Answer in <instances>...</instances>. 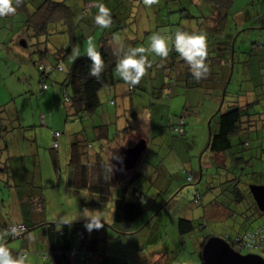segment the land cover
<instances>
[{"label": "rangeland", "instance_id": "1", "mask_svg": "<svg viewBox=\"0 0 264 264\" xmlns=\"http://www.w3.org/2000/svg\"><path fill=\"white\" fill-rule=\"evenodd\" d=\"M98 1L101 2V0ZM209 4L207 0H168V2L133 0L131 3L126 0L123 2L103 0L102 5L93 10L94 16L93 14L86 16L77 7L75 14H81V22L83 21L84 24L78 31L76 44L71 46L69 62L98 47L101 32L106 25L102 24L101 28L98 26L92 29L85 23L86 19L88 21L96 19L98 16L95 13L99 16L102 13L104 17L120 16L128 22V15L136 17V22L132 21L133 24L130 22L128 29L115 32V39L120 41L124 37H129L138 40L139 51L156 61L161 49L170 46L166 35L189 25L194 30L198 29V24L204 23V19L209 18L215 9ZM233 6L232 4L230 6L233 15L228 14L230 17L223 21L220 31V35L224 37L231 36L236 51L235 72L230 85V91L234 94L228 95L222 110H228L230 102L237 100V94H242L240 98L243 102L258 99L259 104L256 107L261 111L264 110V0H233ZM168 7L175 12L170 16L172 22L164 21L168 15ZM182 8L187 10L186 13L190 18L181 15ZM21 19L20 13L0 19V105L7 102V106H4L6 119H9V114L12 116V111L18 105L22 109V126L30 128L29 131L24 129L22 131V145L25 147L27 164L32 167L36 163L43 175L45 216L63 221L69 219L88 222L81 225V228L72 227L71 239L79 245L81 234H87L88 237L90 233H94L91 229L99 231L108 223H113L114 203L111 202L105 207L91 206L85 209L79 198L67 196L68 144L71 136L82 130L83 124L77 123L73 118L69 120L67 116L66 91L58 82V78L63 74H54L51 80L47 81L49 86L46 89L43 88L40 71L30 58L32 54L30 52L34 51L33 47H35L31 45L37 41L28 40L29 47H22ZM220 19L216 21L218 24L221 23ZM243 22L246 23L244 27ZM200 27L202 28V24H199ZM145 31L150 32L145 36ZM43 38L46 40V37L39 40H44ZM48 39L47 47L50 51L70 44L65 34L54 29L51 30ZM260 44L263 46L261 50L257 48ZM33 56L38 58V54ZM52 81L58 83L53 85ZM121 87L124 88V85H120ZM101 97L102 109H105L111 117L116 116V112L123 113L126 109L121 101L115 105L110 104L111 99H115V95L109 88L101 91ZM135 97L133 105L135 116L123 117L117 124L121 128L133 126L134 139L127 144L129 134L127 133L125 141L118 146L117 154L110 151L108 159H111L112 166L116 167L113 170L115 180L121 182L125 175L133 174L130 172L135 170L143 174V178L137 180L127 198L132 199L135 190L146 193L145 214L131 227V231L136 232L135 234L119 235V232H113L114 230L109 232L114 240L109 238L106 252L108 257L102 261V264H153L149 256L160 248L167 249L169 252V264H203L201 251L206 237L223 238L227 233H236L237 230L232 228V223L236 221L239 222L240 228L244 229L247 225L242 226L241 221L244 217L251 218L250 227L264 223V217L257 218L252 209V205L255 204L250 192L252 185L264 186L263 131L259 134L251 133L248 136L250 140L248 146L237 145L227 152L226 164L223 166L221 165L223 158L218 157L219 164L207 150L210 133L218 129V117L214 115L219 110L220 104L216 97L211 98L206 88L189 90L178 83L171 97L164 94L159 98L158 102L169 107L165 115L170 114L168 118L170 117L171 125L181 121V115L185 117L187 126L183 137L172 132L168 124L167 127L156 128L155 126H159L157 121L154 124L150 123L153 111L150 114L151 111L144 110L151 99L150 95ZM47 116H50L49 124ZM8 122L16 126V121ZM149 126L154 128L153 131L150 130L152 132L148 131ZM54 131L61 133L58 137L61 173L58 174L52 162ZM111 131L113 134L115 126H112ZM14 132H17L16 128ZM152 133L158 135L152 138ZM143 138H147L148 148L142 154L139 165L137 164L130 171L125 170L122 162H124L126 149L129 145L130 148L134 147L136 144L133 145V142L139 143ZM98 144L93 142L91 150H99ZM36 151L39 152L38 156ZM233 152H238L239 156L248 161V164L237 166ZM261 154H263L262 160ZM189 175L194 178H191L192 176L189 178ZM235 177L240 181V189L245 195L244 203L240 205H236L228 196V191L233 190V182L227 183V180L235 179ZM115 183L113 189H115ZM197 195L201 196V200L195 203L194 199ZM60 209L63 218L53 215V212L56 210L59 212ZM64 216L69 217L65 219ZM179 219H190L196 224H203V227L196 229L193 234L180 235ZM49 220L52 219L46 221ZM12 228H9L11 237L4 239L0 236V247L6 246L16 260V264H50L48 250L38 230L21 237L23 226L17 233L13 232ZM89 239L94 238L91 236ZM99 245L103 249L105 242L102 241ZM235 249L243 255L252 254L248 250H239L236 247ZM86 255L87 261L79 264H98L96 261L98 254L95 251L89 250ZM108 259L112 260L108 261ZM72 264H75V260H72Z\"/></svg>", "mask_w": 264, "mask_h": 264}, {"label": "trees", "instance_id": "2", "mask_svg": "<svg viewBox=\"0 0 264 264\" xmlns=\"http://www.w3.org/2000/svg\"><path fill=\"white\" fill-rule=\"evenodd\" d=\"M123 1L121 0V2ZM164 1L168 2V0ZM126 2L131 3L133 0H126ZM207 2L215 9L209 18L204 19V23H199L202 24V28H199L198 24V29L194 30L189 25L175 33L171 32V34L166 35V40L170 46L161 49L156 61L139 51L138 40L129 37H124L120 41L115 39V32L128 29L130 22L132 24L136 22V17L128 15V22L121 19L120 16L104 17L102 13H100L101 16L95 13L98 17L91 21L86 19L85 23L92 29H96L98 26L101 28L102 24L106 25L104 31L101 32L98 47L73 58L69 62L71 46L76 44L78 31L82 29V24H84L83 21L81 22V14H75L76 8H80L86 16L92 15L93 10L100 7L103 0L101 2L98 0H71V2L68 0H0V3L5 5L7 10L6 13L0 15V19L14 16L17 13L22 16V46L25 45L24 47L28 48V40L37 41L31 45L32 47L35 46L31 53L33 55L38 54V58L32 54L30 58L40 71L42 85L46 84L48 87L47 81L51 80L54 74H63L58 78V82L66 91L67 116L69 120L73 118L77 123L83 124L82 130L74 133L69 140V161L66 165L70 195H75V197L79 195L82 203L87 206L105 207L112 198L109 171L111 159H106L102 150L104 148L110 149L108 146L115 144L117 137L125 138L127 132L130 133V129L134 128L129 125V128L123 127L117 130V124L123 117L135 116L133 107L135 96L141 97L146 94L151 96L149 103L144 108L146 112L151 111L150 114L153 111L150 116V123L154 124L157 121L159 126H155L156 128L167 127L168 124L172 132L183 137L186 134L187 126L185 117L181 115V121L171 125L170 117L168 118L170 114L165 115L166 111H169V107L158 102L159 98L163 97L164 94L171 97L178 83L189 90L206 88L210 92L211 98L216 97L220 104L219 110L214 115L218 117V129L210 133L207 150L213 158L215 157L217 163L220 164L218 157L223 158L221 161L223 166L227 160L225 154L237 145L248 146L250 142L248 136L251 133L259 134L260 131H263L264 135V110L257 109L258 99L243 102V99L240 98L243 95L237 94V100L230 102L229 109L222 110L228 95L234 94L230 91V85L235 72V44L231 36L220 35L223 21L225 22L230 17L229 15H233L232 8L230 9L231 4L233 6V0H207ZM186 11L185 8H182L181 15L190 18ZM174 13V10L168 7V15L164 21H171L170 16ZM219 19L221 23L218 24L216 21ZM53 29L65 34L70 44L50 51L47 43L49 42L48 36ZM149 32L145 31V36ZM42 37H46V40L43 38L44 40L40 41L39 39ZM257 48L261 50L263 46L260 44L257 45ZM58 82L52 81V84L55 85ZM120 85H124V88H120ZM104 88H109L115 95V99L110 101L111 105L121 101L126 106L123 113H115L117 115L113 117L116 119L114 121H112L109 113L102 109L101 91ZM2 112H5V109L0 108V113ZM112 126H115L117 133L114 131L112 134ZM14 129L13 126L11 131L13 132ZM23 129L30 130L25 126H22V131ZM153 129L152 126H149V132H152ZM54 132L61 135L59 131ZM157 135L152 133L151 137L154 138ZM58 137L53 136L54 142L58 141ZM235 139L238 143L235 142ZM93 142L99 143V150H91ZM137 143L138 141H134L133 145ZM116 145L119 146L118 143ZM118 146L113 150L111 149L113 153L117 154ZM52 147V162L58 174L61 173L58 152L59 141L57 148H54L53 145ZM233 155L237 166L248 164V161L239 156L238 152H233ZM24 157L22 156V159ZM260 159L262 160L263 157ZM26 168L22 165V185H14L20 189L19 194L22 195L24 219L23 223L18 225L23 226L24 230L20 235L24 237L29 232L38 230L39 236L48 250L51 259L50 264H72V260H75V264L85 263L87 261L85 256L87 248L94 249L99 242L98 231L91 229L94 233H90L88 237L87 234H81V243L78 245L71 239L72 227L81 228V225L88 222L61 223L55 220H38L46 211L41 172L39 169L35 172L33 167L28 166L29 170H25ZM190 176L192 175H189V178ZM140 178H143V175L141 172H136L116 189L115 221L114 225H110V227L116 229L119 235L135 234L136 232L131 231V227L145 214L146 193L135 190L132 199L127 198L129 191ZM227 181V183L233 182V190L228 191V196L232 194L238 203L237 205L244 203L245 195L240 189V181L236 177ZM200 200L201 196L197 195L194 202L198 203ZM85 204L84 206H86ZM253 204L255 205H252V209H254L256 217H264V213L258 209L255 201ZM243 219L241 221L243 222L242 226L247 224L243 231L240 232L237 227L232 225V228L237 230L236 233H227L223 236V238H228L233 247H235L233 241L244 239L246 236L248 238L260 230L261 234L264 235V223L250 227L251 218L244 217ZM11 227H15V225H6L1 228L4 231L0 236L4 239L11 237L12 234L9 231ZM116 227H121L123 230ZM201 227L203 224H196L190 219H179L178 221L180 235L193 234L196 229ZM263 235L261 237H264ZM91 236L94 239L90 240ZM210 237L204 239L202 249ZM261 239L264 240V238ZM261 239L258 237L257 241L259 242ZM249 246L241 250H248L257 254L263 252V245V247L256 249H250ZM236 248L240 250L239 247L236 246ZM45 255L44 258H46ZM149 259H152L153 264L170 263L169 252L164 248L152 252ZM0 264H16V260L13 259L12 253H9L6 246L0 247Z\"/></svg>", "mask_w": 264, "mask_h": 264}, {"label": "crops", "instance_id": "3", "mask_svg": "<svg viewBox=\"0 0 264 264\" xmlns=\"http://www.w3.org/2000/svg\"><path fill=\"white\" fill-rule=\"evenodd\" d=\"M248 23H249V21H248ZM242 25L244 27V25H246V23L243 22ZM23 46H25V45H23ZM24 48H27V47H24ZM10 101H12V100H10ZM6 104H7V102L4 103L3 105H0V108L5 109L4 106H7ZM5 112H6V109H5ZM5 112L0 113V235L1 236H2L3 231H4L1 228H4L6 225L22 224L23 223L22 221L24 219V216H23L24 214L22 212V195L19 194L20 189H18L14 185H22V165L27 167L25 170H27V169L29 170V168H28L29 165L27 164V161H26L27 156L25 154V152H26L25 147L22 145V109L20 107H18V105H17L16 109L14 111H12V113H11L12 116L10 114L8 115L9 119L4 118ZM47 117H48V124H49L50 123V120H49L50 116H47ZM108 120H110V119H108ZM114 120H116V119L115 118L113 119V117H112V121H114ZM8 121H11V122L16 121V126H14V127L16 128L17 132H14V130H13V132L11 131V128H13V126H11V124ZM120 128L121 127L118 126L117 130ZM117 130H115L116 133H117ZM130 130H131L130 133L127 132V133H129L128 137H127V139H128L127 144H129V141H132L134 139L132 136H135L134 135L135 130L134 129H130ZM148 131H149V129H148ZM125 139H126V137L125 138L122 136L117 137V139L115 141L116 143L109 145L108 147H110V149L104 148V150H102V154H104V155L110 154L111 153L110 151H112L115 147L118 146L116 144L117 143L121 144V142L125 141ZM142 140H144L146 142V149H147L148 148L147 138L146 139L143 138ZM129 146H128V148L126 147L127 148L126 151L128 149H130ZM37 154H39V152L36 151V155ZM107 155H105L106 159L109 158V155L108 156ZM22 156H25V157L22 159ZM262 156H263V154H261L260 158H262ZM122 164H123V162H122ZM138 165H139V163H138ZM123 166H124V164H123ZM32 167H33V170L35 172H37V169H39V166L36 163H34ZM32 167H30V168H32ZM115 169H116V167H113L112 162H110L109 171H110V177H111V183H112V198H111L110 202L108 203V205L111 202L114 203L113 223L112 224L108 223L107 226H105L103 229H100L98 231V233H99L98 235L100 237H99V242H98L96 248H94V249L91 247L87 248V251L92 250V251H95L96 254H98L97 259H96L98 264H102V261L108 257V254H106V252H107L108 246H109L107 244V242L109 241V238L111 240H114V237L111 236L109 234V232L110 231L112 232L113 230H114L113 232H117L116 229H112V227H110V225H114V221H115L116 189L120 184H122L123 182L128 180L130 177H132L136 172H138L137 170L130 172L133 174L125 175V177L122 178V181L120 182L119 180L114 179L113 170H115ZM39 171L41 172L40 169H39ZM127 171H130V170H127ZM60 178H61V175H60ZM58 181L60 182V180H58ZM115 181H116V183H115ZM43 183H44V180H43V175L41 173V185L42 186H43ZM114 183L116 184L115 189H113ZM67 196L71 197V198H75V195H73V196L70 195L69 188H67ZM76 197L79 198L80 201H82L79 195H77ZM229 197H231L232 201L236 205L238 204L236 202L235 197L232 194H229ZM45 201H46V199H45ZM213 202L215 203L216 201H213ZM84 204L85 203H82V205L85 209H87L88 207L91 208V206H87L86 204H85L86 206H84ZM61 211H62L61 209L59 212L56 210L55 212H53V215H55L57 217L61 216V218H63ZM60 213H61V215H60ZM215 216H217V215H215ZM64 217L66 219V217H69V216H64ZM44 218L46 220L52 219V220H55V221H58L61 223L62 222H64V223L65 222H67V223L78 222V221H70L69 219H68V221H63V220H58L57 218H48L47 216H45V214H43V216H41L38 220H43ZM232 225L235 226V228L237 227L240 232L244 230L243 228H240V226H239L240 224L238 221L232 223ZM102 241L105 242L103 249L99 245V243ZM86 254H87V252H86ZM86 254H85V256L87 258ZM111 260L112 259H108V261H111Z\"/></svg>", "mask_w": 264, "mask_h": 264}, {"label": "water", "instance_id": "4", "mask_svg": "<svg viewBox=\"0 0 264 264\" xmlns=\"http://www.w3.org/2000/svg\"><path fill=\"white\" fill-rule=\"evenodd\" d=\"M146 149V142L141 140L134 147L128 149L124 157V168L134 169L140 162L142 153ZM252 197L258 209L264 213V186L252 185L250 187ZM203 264H264V257L252 253L243 255L225 239L210 237L202 249Z\"/></svg>", "mask_w": 264, "mask_h": 264}, {"label": "built area", "instance_id": "5", "mask_svg": "<svg viewBox=\"0 0 264 264\" xmlns=\"http://www.w3.org/2000/svg\"><path fill=\"white\" fill-rule=\"evenodd\" d=\"M7 12V10H6V6L5 5H3V4H1L0 3V15H2V14H4V13H6ZM43 88L44 89H46L47 88V85L46 84H43ZM60 134L59 133H57V132H54V136L55 137H58ZM53 146H54V148H57L58 147V141L56 140L54 143H53ZM20 229H22V226H17V227H13L12 228V230H13V232H18ZM23 229H24V227H23ZM262 232H261V230H260V232H256L255 234H251L250 236H248V238H244V239H240V240H237V241H233V242H235V244H234V246L236 247H239L240 248V250L242 249V248H245V247H248V245H250L249 246V248L250 249H256L257 247H263L264 246V243H263V241L264 240H262L261 238H264V237H261V235H263V234H261ZM264 236V235H263ZM260 238L261 240H259V242L257 241V238ZM229 243H230V241L228 240V238H225ZM231 244V243H230ZM263 245V246H262ZM233 247V246H232ZM234 247V248H235ZM251 247H255V248H251ZM253 253V252H252ZM257 254V253H256ZM259 255H261V256H263L264 257V247H263V252L261 253V254H259Z\"/></svg>", "mask_w": 264, "mask_h": 264}, {"label": "flooded vegetation", "instance_id": "6", "mask_svg": "<svg viewBox=\"0 0 264 264\" xmlns=\"http://www.w3.org/2000/svg\"><path fill=\"white\" fill-rule=\"evenodd\" d=\"M201 179H202V177H201ZM201 179H200V180H201Z\"/></svg>", "mask_w": 264, "mask_h": 264}]
</instances>
